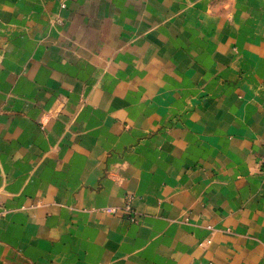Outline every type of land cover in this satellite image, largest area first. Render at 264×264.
Masks as SVG:
<instances>
[{
    "label": "crops",
    "instance_id": "obj_1",
    "mask_svg": "<svg viewBox=\"0 0 264 264\" xmlns=\"http://www.w3.org/2000/svg\"><path fill=\"white\" fill-rule=\"evenodd\" d=\"M264 0H0V264H264Z\"/></svg>",
    "mask_w": 264,
    "mask_h": 264
},
{
    "label": "built area",
    "instance_id": "obj_2",
    "mask_svg": "<svg viewBox=\"0 0 264 264\" xmlns=\"http://www.w3.org/2000/svg\"><path fill=\"white\" fill-rule=\"evenodd\" d=\"M261 171L264 173V154L261 157Z\"/></svg>",
    "mask_w": 264,
    "mask_h": 264
}]
</instances>
